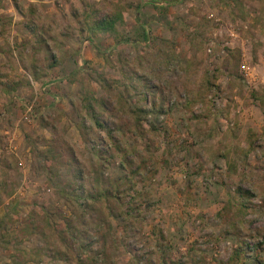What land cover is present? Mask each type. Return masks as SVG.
I'll return each instance as SVG.
<instances>
[{
    "label": "rangeland",
    "instance_id": "1",
    "mask_svg": "<svg viewBox=\"0 0 264 264\" xmlns=\"http://www.w3.org/2000/svg\"><path fill=\"white\" fill-rule=\"evenodd\" d=\"M0 264H264V0H0Z\"/></svg>",
    "mask_w": 264,
    "mask_h": 264
},
{
    "label": "trees",
    "instance_id": "2",
    "mask_svg": "<svg viewBox=\"0 0 264 264\" xmlns=\"http://www.w3.org/2000/svg\"><path fill=\"white\" fill-rule=\"evenodd\" d=\"M89 18H93V17H89ZM88 18V19H89ZM95 19H97V22H95L96 24V27L100 30V31H105V32H113L115 31V28H116V25L117 23H123L124 22V18H123V15L122 14H115L114 16H111V17H103V18H99V17H95ZM93 18V19H94ZM95 124H99L98 122H95ZM99 157L98 159H100L101 161L106 162L105 159L103 158V155L102 153H99ZM103 165V164H102ZM121 181L122 180H126L125 178H121L120 179ZM107 192H104L103 195L101 196V198H104L106 200H109L110 197H107L106 195ZM87 200L88 201H92V202H95L96 200H98L97 197H92V196H88L87 197Z\"/></svg>",
    "mask_w": 264,
    "mask_h": 264
}]
</instances>
